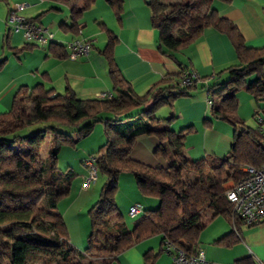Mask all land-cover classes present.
Instances as JSON below:
<instances>
[{
    "label": "trees",
    "instance_id": "16d2710c",
    "mask_svg": "<svg viewBox=\"0 0 264 264\" xmlns=\"http://www.w3.org/2000/svg\"><path fill=\"white\" fill-rule=\"evenodd\" d=\"M94 1L83 0L81 6H72L71 23H63L62 28L79 35L82 17ZM106 1L121 23L124 0ZM220 1L228 3L230 0ZM214 2L150 0L149 5L153 27L159 31V49L163 53L181 50L198 41L207 28H214L230 38L238 63L223 69L229 77L226 82L211 85L207 91L213 100L212 115L235 128L229 152L223 157L210 155L189 160L184 154L185 139L194 127L172 131L162 125L157 111L166 105L173 106L178 97L188 95L196 82L182 86L183 75H168L147 94L138 95L116 60L118 35L105 23H100L107 35L102 53L115 92L112 99L84 100L71 87H67L66 94H60L38 83L31 88L21 86L13 96L10 109L0 113V264H112L121 253L140 241L162 235L159 252L150 249L144 253L145 264H155L168 242L188 253L196 252L202 231L219 216L225 218L232 229L217 243L230 247L240 238L233 227V204L224 184L245 177L243 166L264 164V128L260 124L250 127L237 116L240 89L249 91L260 107L254 116L264 114V47L247 46L238 27L219 15ZM33 47L26 43L14 48V54L17 56ZM50 50L58 58L69 56L66 46L60 43L52 41ZM6 60H0V70ZM249 76L255 79L249 82ZM149 99L153 100L152 104L146 106ZM85 121L88 123L82 126ZM38 122L53 124L32 135L20 133ZM97 122L104 124L106 136L99 150L97 167L107 180L100 198L89 209L92 233L88 246L80 250L70 241L63 215L56 211L59 200L69 193L71 180L77 174L68 170L67 188H54L58 182V147L51 151L50 160H45L41 152L50 130L57 134L59 142L73 143L69 133L58 131L59 126L90 133ZM204 123L211 124L210 120ZM145 136L160 140L155 154L165 157L167 166H152L131 157L137 141ZM21 144H25L26 149L20 148ZM124 171L134 176L143 195L160 199V206L144 210L132 227L118 212L115 199ZM184 173L197 178H184ZM48 192L50 195L45 203L43 200ZM235 222L239 228L242 221L236 218ZM99 230H105L106 235L101 242L95 239ZM250 259H240L238 263L257 264Z\"/></svg>",
    "mask_w": 264,
    "mask_h": 264
},
{
    "label": "crops",
    "instance_id": "0c3cea01",
    "mask_svg": "<svg viewBox=\"0 0 264 264\" xmlns=\"http://www.w3.org/2000/svg\"><path fill=\"white\" fill-rule=\"evenodd\" d=\"M55 1L63 4H59V7L53 5L49 8L61 10L63 7L65 10L61 14L54 15L59 30L53 28L54 30L51 32L54 35L53 39L46 42L29 40L23 31L15 30L23 32V38L26 41L22 45L21 36L13 34L14 28L7 22L10 9L23 5L21 9L17 10V13L24 10L26 19L45 27L44 15L49 8L47 9L45 3L39 4L37 0H0L3 3H0V60L7 59L0 70V113L10 109L13 96L21 86L26 85L31 88L38 83H43L46 88H54L60 94H66L67 87H71L78 97L84 100L96 98L101 93L112 94L114 97L115 92L108 73V63L102 53L107 39H104L99 32L89 35L84 33L81 37L83 24L81 32L77 36L66 32L62 28V24L71 23L72 6H81L82 3L73 4L71 0ZM214 7L220 16L234 22L244 36L247 46L264 47V0H230L228 3L215 0ZM151 17L152 8L146 0H124L121 23L117 21L115 26L111 25L109 28L105 21L101 22L105 23L119 37L115 54L123 74L140 96L147 94L157 82L168 75H184L192 71L200 75L204 81L197 82L196 87L188 91V95L178 97L173 106L166 105L170 110L166 118L159 117L162 118L163 126L175 132L188 126L194 127L192 132L187 133L185 139L184 154L189 160H198L210 155L225 156L232 146L236 131L231 123L212 115L207 86L226 82L229 77L227 73L222 72L223 69L238 63L237 53L230 38L214 28H207L204 36L198 41L181 50L169 51V54L163 53L159 49V31L153 27ZM75 38L92 41L89 54H84L73 60L69 56L58 58L51 52L52 41L66 46ZM26 43H30L34 47L23 50L16 56L14 48H21ZM37 43L41 45L39 46ZM102 46L104 47L102 48ZM67 51L69 53L68 49ZM28 60H30L29 63ZM247 107L250 114L256 113L257 109L253 102H248ZM238 116L243 120L247 117L245 114ZM207 120H210V125L204 123ZM159 144L160 140L155 136L142 137L134 146L131 157L152 166H167V159L155 154ZM172 150V146H170V151ZM84 167L87 172L85 170L80 175L83 177L86 175L85 179L88 180L89 169ZM187 178L195 180L197 176L190 175ZM142 196L143 198L134 195L127 206L134 202L140 203L143 211L146 206L153 207L155 201L143 194ZM227 223L229 224L228 221ZM231 229L222 225L213 239L215 248L211 246V243H208L203 249L200 236L199 247L205 251L209 260L218 263L217 250L219 251L222 247L236 246L239 250L226 264H240L238 261L244 258H251L250 261L256 263L258 260L264 261V220L255 225L241 223L238 228L240 238L230 247L217 243ZM147 244L138 246L141 247L140 253L145 252L147 248H149L147 251L152 249L155 252L154 248H150L153 245ZM143 246L146 247L143 249ZM119 256L116 260H119ZM171 263L168 261L164 264Z\"/></svg>",
    "mask_w": 264,
    "mask_h": 264
},
{
    "label": "rangeland",
    "instance_id": "374dc122",
    "mask_svg": "<svg viewBox=\"0 0 264 264\" xmlns=\"http://www.w3.org/2000/svg\"><path fill=\"white\" fill-rule=\"evenodd\" d=\"M37 2L39 4L45 3L47 9L49 7H52L53 5L54 7H59V4H63L55 0H37ZM71 2L73 4L78 2L79 4L84 3L82 0H71ZM0 3L3 4L2 2ZM160 7L162 8V6ZM63 10H65L63 7L61 10L49 8L46 14L44 15V28H48L50 32H53V28L59 30L58 23L54 20V15L63 13ZM166 10L168 9L166 8ZM19 15L24 18L26 17V15L24 14V10L19 11ZM103 21L108 24L109 28L111 25L115 26L117 24L115 14L107 4V1L95 0L91 7L84 13L82 17L81 22L84 27L83 34L80 36L82 37L84 33L85 35H89L94 32H99V34L103 35L104 39H107L105 31H103L99 25ZM13 34H18L19 36H21L23 45L26 41L23 38V32H16L14 29ZM37 44L39 46L41 45L40 43ZM103 47L104 46H102V48ZM29 62L30 60H28V63ZM247 79L250 82L255 79V76H249ZM226 80H228V78ZM237 98L240 107L237 116L239 114L247 115V117L245 118L246 123L249 126L256 127L258 125V120L256 116H254V114L252 113L250 114L247 110L248 102H253V104H255L256 106V109L259 110L260 107L258 106L256 100L246 89H240L237 93ZM152 101V99H149L146 103V106L151 105ZM141 109H143V107L140 109H136L133 112L136 113ZM169 111L170 110L168 106H163L157 111V114L158 116H163L166 118L169 115ZM86 123H88V121L82 123V126H84ZM52 124V122L34 123L22 130L20 133L22 135H32L37 130L43 129L46 126ZM58 131L69 133L74 142H59L57 139V134L54 131L50 130L47 134L46 142L43 145L41 155L45 160H50L51 151L55 147H58V182L56 183L54 188L58 190H63L67 188V175L69 174L67 172L68 170H73L77 174L71 180L69 193L62 196L59 200L56 211L61 213L66 221L68 235L72 244L76 248L84 250L88 246V237L92 233V221L91 216L89 215V209L100 198L103 185L105 184L107 179L104 174L98 172V179L87 186V180L85 179L86 175L85 177L80 175V173L83 171L85 172V170L87 172V169H84L85 167L83 165L82 160L89 156V154L99 156V150L106 141L104 124L102 122L95 123L90 133H86L84 131L79 130L73 131L72 129L66 126H59ZM166 144L167 146H170L169 141H166ZM23 147L26 149L25 144L20 145V148ZM187 177L188 175L184 173V178ZM48 194L49 192L46 194L43 200V202L45 203L48 200L47 198H49L50 194ZM134 195L143 198L141 191L136 185L134 176L131 173L124 171L120 175L118 181V188L115 193V199L116 204L118 206V212L123 215L124 220L126 221L129 227H132L135 221L138 220L144 212H141L135 217L130 216L129 209L135 202L133 204H130V206H127V204L133 199ZM147 198H150L151 200L155 201V204H153V207L146 206V209H156L160 206L159 198L149 196H147ZM222 225H225L226 227L228 226L229 229L232 228L227 223V221L223 219V217H217L213 221H211L203 230L201 235V246L203 249L206 248V245L208 243H211L212 247H216L213 244V239L218 233V230L222 227ZM104 231L105 230H99L96 234L95 239L97 242H101L105 239L106 235ZM161 237V235H155L153 237L142 240L133 247L121 253L119 256V260L115 259L112 264H145L144 253L149 248H147L145 252L140 253L139 249L141 247L138 246H142L143 244L148 243L147 245H153L154 247L151 246L150 248H154L155 253H158L160 249ZM145 247L146 246H143L142 248L144 249ZM237 250L239 249L236 246L232 248L222 247L219 251L217 250V256L219 258H217L218 264H226L227 261L232 260ZM168 261L172 262V256L169 255L166 251H162L155 264H164Z\"/></svg>",
    "mask_w": 264,
    "mask_h": 264
},
{
    "label": "built area",
    "instance_id": "2783aa9c",
    "mask_svg": "<svg viewBox=\"0 0 264 264\" xmlns=\"http://www.w3.org/2000/svg\"><path fill=\"white\" fill-rule=\"evenodd\" d=\"M23 5H18L10 9L8 15V24H10L16 31H23L24 35L29 40L46 42L53 39L54 35L49 32L47 28L29 21L20 16L17 10L21 9ZM69 50V57L73 60L79 58L84 54H89L92 48V42L84 38H75L66 45ZM204 81L196 72L192 71L183 75L181 80L182 86H189L193 83ZM209 86H207L208 91ZM98 98L112 99V94L101 93ZM210 105L213 100L208 97ZM258 124L264 128V114L260 113L256 116ZM98 156L89 155L83 160V165L89 169V178L86 185H90L98 179ZM243 171L246 173L245 177L240 180H230L226 182L224 187L226 195L233 204V227L238 233L236 225V218L240 219L243 224L255 225L264 220V164L260 167L252 165L243 166ZM143 211L140 203L133 204L129 209L131 217L139 215ZM164 251L172 256L171 264H218L209 260L206 257L205 251L199 247L196 252L188 253L182 248H178L174 244L168 242ZM257 264H264V261L258 260Z\"/></svg>",
    "mask_w": 264,
    "mask_h": 264
},
{
    "label": "water",
    "instance_id": "95a60500",
    "mask_svg": "<svg viewBox=\"0 0 264 264\" xmlns=\"http://www.w3.org/2000/svg\"><path fill=\"white\" fill-rule=\"evenodd\" d=\"M147 3H150V0H146Z\"/></svg>",
    "mask_w": 264,
    "mask_h": 264
}]
</instances>
